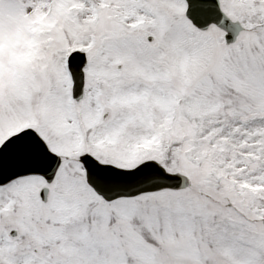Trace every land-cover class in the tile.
I'll return each mask as SVG.
<instances>
[{"label":"snow or ice","instance_id":"6c2138e0","mask_svg":"<svg viewBox=\"0 0 264 264\" xmlns=\"http://www.w3.org/2000/svg\"><path fill=\"white\" fill-rule=\"evenodd\" d=\"M0 264H264V0H0Z\"/></svg>","mask_w":264,"mask_h":264}]
</instances>
